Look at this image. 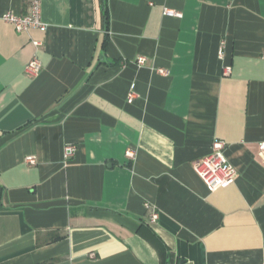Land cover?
Listing matches in <instances>:
<instances>
[{
	"label": "crops",
	"instance_id": "1",
	"mask_svg": "<svg viewBox=\"0 0 264 264\" xmlns=\"http://www.w3.org/2000/svg\"><path fill=\"white\" fill-rule=\"evenodd\" d=\"M32 1L0 0V264H264V0H41L46 31L2 19ZM216 139L237 177L210 191L193 165Z\"/></svg>",
	"mask_w": 264,
	"mask_h": 264
},
{
	"label": "built area",
	"instance_id": "2",
	"mask_svg": "<svg viewBox=\"0 0 264 264\" xmlns=\"http://www.w3.org/2000/svg\"><path fill=\"white\" fill-rule=\"evenodd\" d=\"M42 2L41 0H33L29 6L25 15H16L12 12H7L3 15L2 19L12 25L17 32H28L32 29H38L41 31L47 30V25L41 18ZM165 15L172 17H180L181 14L174 10L166 9ZM40 45V43H36ZM146 59L140 57L138 63L143 65ZM42 65L37 58H34L26 67V73L31 77H38L40 75ZM160 75H167L168 71L165 69L157 70ZM231 68H225V74L229 75ZM128 98L130 101L136 98V86L133 84L130 88ZM227 144L221 140H214L212 144V150L209 155L199 159L193 165V169L198 177L203 181L210 191H216L222 188L231 186L237 177V171L235 167L229 162L226 156ZM75 148L73 146H67L65 148V159L69 160L73 156ZM261 156L264 159V142L261 143ZM125 157L134 161L136 158V152L133 149H127ZM26 162L30 165L36 164V158L34 156H28ZM146 208L150 210L152 207L146 205ZM158 220V213L152 211L150 213V222L156 223Z\"/></svg>",
	"mask_w": 264,
	"mask_h": 264
},
{
	"label": "trees",
	"instance_id": "3",
	"mask_svg": "<svg viewBox=\"0 0 264 264\" xmlns=\"http://www.w3.org/2000/svg\"><path fill=\"white\" fill-rule=\"evenodd\" d=\"M104 17H105V20H106V24L108 26V24H109V14H108L107 8H105ZM0 197H1V195H0Z\"/></svg>",
	"mask_w": 264,
	"mask_h": 264
}]
</instances>
